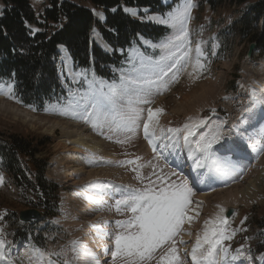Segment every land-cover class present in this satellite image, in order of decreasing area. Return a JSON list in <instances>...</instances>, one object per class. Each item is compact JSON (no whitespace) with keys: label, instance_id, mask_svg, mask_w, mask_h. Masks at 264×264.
<instances>
[{"label":"rangeland","instance_id":"374dc122","mask_svg":"<svg viewBox=\"0 0 264 264\" xmlns=\"http://www.w3.org/2000/svg\"><path fill=\"white\" fill-rule=\"evenodd\" d=\"M29 1L37 15H42L49 6V0ZM192 2L195 5L189 23L192 55L195 56L197 43H201L205 49L210 50L211 55L203 61L206 64V69L202 72H193L192 65H189L186 70L179 73L176 79L169 73L164 78L167 81V88H161L159 93L153 91L149 97L152 103L142 107L145 109L151 107L153 110L163 109L158 119L159 127L163 128L165 132L168 128L183 127L190 119L193 121L199 120L201 113L207 111L209 113L206 120L210 121L209 126L212 123L223 121L225 135L231 136L230 129L234 125H240L241 119L250 114L247 111L251 105L250 92L255 90L258 95H261L262 88L260 90L257 88H260L262 83L264 86V55L262 52L257 51L252 60H247L248 47L253 39L249 38L251 31L247 34V38L242 39L235 30L233 21L239 18L240 9L242 8L236 2L226 1L216 10L210 8L207 0H192ZM3 10L4 4L0 0V12H3ZM158 26L165 27L163 25ZM253 26L255 27V25ZM204 29H210L207 41H202L201 38ZM256 29L258 30V28ZM94 34L98 36L97 33ZM167 34L168 36L171 34L170 29H167ZM152 45L155 44L146 45L145 47L151 50L159 49ZM96 47L104 54L106 53L99 46L96 45ZM108 54L113 55V50ZM116 54L119 55L117 51ZM155 58L156 55L152 51L140 52L134 50L127 57L129 62L126 60L125 63L121 64L123 65L121 69L104 64L102 68L109 69L119 77L121 75H134L133 68L140 70L145 75H151L150 66L155 64ZM100 62V60H97V63ZM141 62H143L144 67H141ZM60 75L62 76L60 81L64 86L68 87L69 84H75L69 79L70 83L69 81L66 82L65 65L60 67ZM88 79L85 81L82 91H75L71 101L77 100L81 95L86 94L90 86L99 88L101 82H103L104 91H108L110 84ZM74 81L78 82V79L76 78ZM45 108L42 111L27 109L20 106L15 98L9 99L7 96L0 94V133L5 135L4 138L11 137V135L27 138L34 136L50 137L52 139L51 144L49 147L42 148V154L36 158L38 160H48L43 176L44 180L58 184V187L62 189V191L60 189L61 192L59 191L61 196L59 215L56 219L47 220L44 209L38 207V205L46 206L44 201L49 199L54 204L53 196L38 189L29 190L31 186L28 182L34 183L29 174L24 175L23 178L20 176L25 189L16 188L13 184V178L7 173L3 162L0 160V175L4 178L3 185H0V216H3L0 224L6 223L13 234H17L19 231L22 234H26L27 231L31 233V235H28V239L31 238V240L27 243L23 242L19 246V250L9 248L5 244V251L13 264H30V260L34 258V249L52 253L51 259L53 260L61 262L68 260L72 264L74 254L71 251L70 242L73 240H79L82 243L85 239L91 241L93 249L99 246L100 249H104L105 245L110 249L113 248L111 238H97V233L86 237L85 233L93 229L92 225H99L104 232H111L114 236L117 231L114 222L128 219L131 213L119 214L114 208H110L109 206L114 203V200L106 195L104 196L106 203L97 206L101 211L87 216L86 214L90 212L85 210L86 208L89 210L92 206L89 205L90 202L83 198L84 192L82 190L85 189V186L93 182L108 183L114 188L110 191L109 188L105 187L104 191L107 193L114 192L118 185L126 188L142 189L149 183V178L156 180L153 170L164 176L173 171L164 158L159 160L154 158V155H158L159 151L156 154L151 153L142 136V129L134 135L113 133L106 127L94 129L90 123L80 119L79 115L72 111L68 105L48 102ZM76 130H79V132ZM202 130L207 131V128ZM129 135H132L131 139H128ZM80 136L87 137L91 141L89 145L97 146L100 151L97 152L91 147H89L91 151L84 146L79 148L80 146L75 143V140L81 138ZM118 140H126L127 142L117 143ZM182 150L184 149L178 151L182 152ZM170 153L169 150V153H165V155L171 162H177L175 158L183 155L181 153ZM247 153L253 164H250V162L246 164L248 170L242 183L222 191L207 189L204 192H199V195L195 196V193V197L193 196L191 208L194 211L189 214L193 215L194 219L191 224L186 223L184 225V231L178 238H182L186 245H178L180 255L186 254L185 251L188 249L187 252L191 251L197 236L202 235L206 221L215 220L220 215L221 208L225 209L226 212L228 208L234 207L237 212L236 216L227 224V227L229 231L237 230L236 235L231 241L225 242L232 250L230 255H234L236 249L242 248L244 256L249 257L245 264H264V261L258 259L261 254H264V154H257L251 148L248 149ZM90 154H94L102 160L89 164L85 158ZM186 154L188 155V153ZM106 157H110L109 160ZM136 157H141L142 160L138 163L144 165L139 170L140 179H137V173L132 171L135 165L118 166L119 162L135 159ZM72 159L75 162L83 163L85 172L71 176L72 171H69V169L73 165L70 164L73 162ZM104 161H111L112 163L107 164ZM189 163L180 164L189 165ZM161 169L163 172H161ZM23 170L26 171L24 166ZM98 177H103L105 180L99 181ZM107 179H111V181L109 182ZM112 181L120 184L116 185ZM189 183L191 184L190 181ZM213 191H216V193ZM89 194L95 195L92 192ZM201 194H204V198L201 197ZM233 198L237 199V205H226ZM32 210L44 213V218L42 221L31 225L30 229L27 230L26 225L18 221V215L20 216V213ZM196 212L199 213L198 216ZM105 221L109 222L111 226H106ZM243 229H247V231ZM0 240L2 239L0 238ZM104 260L111 264L110 254L106 255ZM116 264H123V261L118 259ZM235 264H241V261L238 260Z\"/></svg>","mask_w":264,"mask_h":264},{"label":"snow or ice","instance_id":"6c2138e0","mask_svg":"<svg viewBox=\"0 0 264 264\" xmlns=\"http://www.w3.org/2000/svg\"><path fill=\"white\" fill-rule=\"evenodd\" d=\"M194 7L192 0H182L175 8L158 17L150 15L145 9L144 15L140 17L142 20L163 25L171 30L165 41L152 45L158 47L162 53L160 59L150 66L152 74L145 75L133 68L135 74L121 75L119 85H109L107 92L104 91L103 82L99 88L94 89L90 86L86 94L81 95L77 100L69 101L68 107L84 122L90 123L94 129L106 127L113 133L132 135L142 129L153 153L156 154L159 150V154L154 155L157 160L167 159L165 153H169V150H171L170 154H175L177 149H187V160L191 161V164L186 166L197 173V179L201 182L205 178L219 179L227 183V178L237 169L249 148L257 154H264V95H258L255 90L250 92L251 105L247 109L250 115L241 119L240 125H234L230 129L231 136L225 135L223 121L209 126L210 121L203 118L195 121L190 119L183 127L168 128L165 132L159 127L158 119L163 109L153 110L151 107L147 109L142 107L152 103L149 97L153 91L159 93L161 88H167V81L164 78L169 73L176 79L189 65H192L193 72H202L206 69L203 61L207 57L201 43H197L195 56L192 55L189 23ZM124 11L132 17L139 15L136 9L126 7ZM141 67H144L143 62ZM0 94L14 99L13 84H0ZM257 106L260 109L259 114L255 111ZM205 128L207 131H202ZM132 135H129L128 139H131ZM157 140L161 141L159 145L156 143ZM126 142V140L117 141V143ZM85 159L89 164L102 160L94 154L88 155ZM140 160L141 157H136L119 162L118 166L135 165L132 171L136 172L137 179H140L139 170L144 167L143 164L138 163ZM104 163L112 162L104 161ZM153 175L156 176V180L149 178V183L142 189L118 186L114 192L107 193L104 191L107 185L93 182L82 190L83 198L87 202L102 206L106 203L104 196L107 195L110 199H114L110 208H114L119 214L131 213L128 219L114 222L117 229L114 236L111 232H104L99 225L91 226L96 230L97 238L112 239L114 247L110 249L105 245L103 249L104 255L110 254L111 264H116L118 259L123 261V264H153V262L155 264H235L238 260L241 264H245L249 257L244 256L243 249H236L235 254L230 255L232 250L225 243L235 237L237 230L229 231L223 208L220 209V215L215 220L205 222L202 235L197 236L191 251L187 252L185 257H181L178 245H185V241L178 238L184 231V225L191 224L194 219V216L189 214L194 211L191 208L192 197L195 195L194 187L189 183L188 178L176 171L164 176L153 170ZM3 183L4 178L0 175V185ZM90 192L95 195H90ZM196 215L198 216L199 213L196 212ZM0 220H3V216H0ZM104 223L106 226H111L107 221ZM243 230L247 231V229ZM70 246L74 254L72 264H101L99 256L88 245L73 240ZM33 252L34 258L30 260V264H70L68 260L61 262L51 259L53 254L41 249H34ZM258 259L264 261V254ZM0 264H13L5 251L3 240H0ZM104 264L109 262L106 260Z\"/></svg>","mask_w":264,"mask_h":264},{"label":"trees","instance_id":"16d2710c","mask_svg":"<svg viewBox=\"0 0 264 264\" xmlns=\"http://www.w3.org/2000/svg\"><path fill=\"white\" fill-rule=\"evenodd\" d=\"M2 1L4 10L0 12V84L12 83L15 99L22 106L42 111L46 109L48 102L66 100L59 70L62 48L69 53L75 68L85 72L93 70L99 78L116 79L117 75L102 68L103 64L119 68L131 51L143 50L141 37L160 43L168 36L165 27L140 18L144 15V10L150 11V15L160 16L182 0H173L168 6H163L161 0H49V6L40 16L36 15L29 0ZM226 1L236 2L242 7L239 18L233 21L237 34L245 39L251 31V43H256L257 50L264 55V0H207L212 10ZM126 7L136 9L139 15L130 16L124 11ZM93 11L103 14L105 22L97 21ZM93 29L101 34L106 44L115 52L114 55L104 54L94 46V61H91L89 46L93 39ZM209 33L210 29L203 30L202 41H207ZM118 50L122 51V56L116 54ZM204 50L205 55L209 56L210 50L205 47ZM156 54L160 59L161 51H156ZM97 60L101 62L97 63ZM4 136L0 133V160L13 178L14 186L25 189L21 183L22 178L26 174L31 175L34 183L28 182L31 186L29 190L48 192L55 200L54 204L50 199L46 200V206L39 204L38 207L44 209L49 218L55 217L56 210L59 209L60 188L58 184L43 178L48 160L36 158L42 154V148L49 147L52 139L41 136ZM34 205L37 207L36 203ZM2 224L7 226L6 223ZM3 228L0 225V229ZM26 228L29 230L30 226L26 225ZM30 234L28 231L26 234L20 231L13 234L10 231L6 233V239L13 246L21 240L27 241Z\"/></svg>","mask_w":264,"mask_h":264},{"label":"bare ground","instance_id":"6f19581e","mask_svg":"<svg viewBox=\"0 0 264 264\" xmlns=\"http://www.w3.org/2000/svg\"><path fill=\"white\" fill-rule=\"evenodd\" d=\"M171 0H162V2H163V4L164 5H168L169 4V2H170ZM95 13V15L96 16H98L99 15V17H102V15L101 14H99V13H97V12H94ZM139 13V12H138ZM98 14V15H97ZM99 19V18H98ZM102 20H103V17H102ZM94 33H97V34H99L98 33V31H94L93 32V39L94 38H96L97 36L94 34ZM99 36V35H98ZM147 42V41H146ZM99 43H100V45L102 44V46L104 47V44H103V42L101 43L100 41H99ZM148 43V42H147ZM61 53H62V64L59 66V70H60V67H62L63 65H65V72L66 73H68V70H69V68L71 67V66H73V64H72V61H71V58H70V55H69V53L67 52V50L66 49H64V48H62L61 49ZM263 71H264V69H263ZM264 73V72H263ZM69 76L74 80V79H79V74L78 75H75V74H77V73H72L71 71H69ZM264 76V75H263ZM260 86V85H259ZM262 88V90H261V95H264V86H263V83L261 84V86H260V88H257V89H261ZM247 106V105H246ZM248 108V107H247ZM247 108H245V109H247ZM255 111L257 112V114H259V111H260V109H259V106H257V108L255 109ZM250 115V114H249ZM230 124V123H229ZM232 125V124H231ZM75 127V126H74ZM77 132H79V130H76ZM203 131V130H202ZM72 132V131H71ZM81 137V136H80ZM74 140H75V138H74ZM87 141V142H86ZM91 141L90 140H88L87 139V137H85V136H82L81 138H77L76 140H75V143H77L80 147L79 148H81V146H84L86 149H88L89 151H91L90 149H89V147H91V148H94L97 152L98 151H100V149L97 147V146H91V145H89V143H90ZM96 144H98V143H96ZM77 145V146H78ZM185 150H182V152H181V154H184L185 152H184ZM186 153H188L187 151H186ZM107 158V157H106ZM109 158L110 157H108L107 159L109 160ZM248 159H250V157H249V155H248V153H247V155L243 158V160L238 164V166H237V169L227 178V183H225V184H223L222 183V186L220 187L218 184H219V181L220 180H218V179H207V178H205L204 180H203V182H201L199 179H197V173L195 174V175H192V178L191 179H189V176H187V178L189 179V181L191 182V185H197V188L199 189V192H204V191H206L207 189H216V190H219V191H222V190H224V189H229V188H231V187H233V186H236V185H238V184H240V183H242L243 181H244V179H245V172H247V170H248V168L246 169V171H245V169L243 168V165H246V164H248V162L246 161V160H248ZM72 161H73V159H72ZM76 161H77V159H76ZM70 162H71V159H70ZM176 163V162H175ZM70 164H73L71 167H70V169H69V171H72L71 172V176H73V175H80V174H82L83 172H85V166L83 165V163H81V162H75V161H73L72 163H70ZM191 164V162L189 163V165ZM187 164H180V163H177L176 164V166H178V167H180V169L181 170H184L185 172H186V174H192L193 173V171L191 170V168L190 167H188V166H186ZM68 171V170H67ZM88 171V170H87ZM60 173V172H59ZM244 173V174H243ZM67 174H68V172H67ZM70 174V173H69ZM106 176V175H105ZM110 176V175H109ZM73 178V177H72ZM98 180L100 181V180H105L103 177H98ZM109 182L111 181V179L109 180V179H107ZM204 181H205V183H204ZM196 182H198V183H196ZM107 184V183H106ZM112 184V183H111ZM205 184H207V185H205ZM209 187V188H208ZM108 188V187H107ZM201 197L202 198H204V194H201ZM104 201H105V198H104ZM237 203H238V201H237V199H235V198H233V199H231L230 201H228L227 203H226V205H237ZM89 205H91L92 207L89 209V210H87V208H86V210H85V208H84V210L85 211H89L90 213H88V214H86L87 216L88 215H93V214H96V213H98V212H100L99 211V209L97 208V206L98 205H95V204H90L89 203ZM225 205V206H226ZM100 206V205H99ZM85 207V206H84ZM101 209V208H100ZM83 212V211H82ZM85 217V216H84ZM87 219V218H86ZM85 219V220H86ZM78 228H80V227H78ZM81 229V228H80ZM95 233H97L96 232V230L95 229H90L89 230V232H86L85 233V235H86V237H88V236H90V235H94ZM193 240H194V238H193ZM195 242V241H194ZM83 243L84 244H86V245H88L89 246V248H91L98 256H99V258H100V262H101V264H104V257L106 256V255H104L103 254V249H100L101 247L99 246V247H97V248H95V249H93L92 248V243H91V241H88V240H84L83 241ZM194 245V244H193Z\"/></svg>","mask_w":264,"mask_h":264},{"label":"water","instance_id":"95a60500","mask_svg":"<svg viewBox=\"0 0 264 264\" xmlns=\"http://www.w3.org/2000/svg\"><path fill=\"white\" fill-rule=\"evenodd\" d=\"M256 50V43H252L249 46V50L247 53V58L251 59L253 57L254 51ZM236 210L234 208H230L226 214L225 217L227 218V221L230 222L233 216L235 215ZM19 219L24 224H35L36 222L40 221L42 219V215L37 210L32 211H26L20 213Z\"/></svg>","mask_w":264,"mask_h":264}]
</instances>
